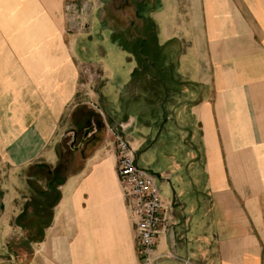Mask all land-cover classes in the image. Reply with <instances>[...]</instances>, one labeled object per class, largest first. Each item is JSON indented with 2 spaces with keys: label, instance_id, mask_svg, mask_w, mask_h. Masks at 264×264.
Masks as SVG:
<instances>
[{
  "label": "crops",
  "instance_id": "crops-1",
  "mask_svg": "<svg viewBox=\"0 0 264 264\" xmlns=\"http://www.w3.org/2000/svg\"><path fill=\"white\" fill-rule=\"evenodd\" d=\"M65 1L0 0V264H141L120 124L183 150L155 264H264V0H109L153 28L136 50L111 19L117 67L85 62Z\"/></svg>",
  "mask_w": 264,
  "mask_h": 264
},
{
  "label": "rangeland",
  "instance_id": "rangeland-1",
  "mask_svg": "<svg viewBox=\"0 0 264 264\" xmlns=\"http://www.w3.org/2000/svg\"><path fill=\"white\" fill-rule=\"evenodd\" d=\"M109 0H66L64 5V15L66 21V29L69 34L74 36L87 35L91 38H85L78 46L79 52L85 62L89 64H107L117 67L120 65L118 59L119 50H113L114 46L110 40L109 31L112 27L110 26L113 22L111 19H116L114 25L117 26L119 33L126 34L125 40L129 41L132 35L137 34L136 30H130V21L135 20L136 29H148L153 30L151 25L143 26L140 21H137L134 12L131 9L121 12L118 4L113 7L114 12L107 10V2ZM124 6V5H123ZM68 7L71 10H68ZM125 7H128L127 5ZM124 8H122L123 10ZM110 13V16H109ZM124 14H128V17ZM115 15V16H114ZM131 15L133 16L132 18ZM132 19V20H131ZM132 34V35H131ZM131 42V41H130ZM133 48L137 50L140 43L137 40L133 41ZM122 60V58H121ZM124 63L127 64L129 61L124 56ZM141 64L144 63L141 61ZM140 75V74H139ZM135 75L136 79L141 76ZM151 81H155L154 76L150 77ZM149 105V104H148ZM147 108L149 111L145 116L138 115L136 110L133 109L132 115L136 116V124L140 126L144 123L146 128L151 131L148 135L149 138L155 135L158 124L156 121V109ZM160 111V110H159ZM155 138L149 145H144L137 153L138 165L140 168L145 169L155 175L158 186L162 192V197L169 196V190L164 182L165 178H162V168L172 164L173 160H178L183 157V150L179 145H155Z\"/></svg>",
  "mask_w": 264,
  "mask_h": 264
},
{
  "label": "built area",
  "instance_id": "built-area-1",
  "mask_svg": "<svg viewBox=\"0 0 264 264\" xmlns=\"http://www.w3.org/2000/svg\"><path fill=\"white\" fill-rule=\"evenodd\" d=\"M70 11L71 8L68 7ZM128 124L113 131L116 144V171L131 219L137 231V248L141 264H155L158 239L172 224V205L165 202L155 175L138 165L137 153L125 136Z\"/></svg>",
  "mask_w": 264,
  "mask_h": 264
},
{
  "label": "flooded vegetation",
  "instance_id": "flooded-vegetation-1",
  "mask_svg": "<svg viewBox=\"0 0 264 264\" xmlns=\"http://www.w3.org/2000/svg\"><path fill=\"white\" fill-rule=\"evenodd\" d=\"M137 18H138V16H137ZM130 22L133 23V25H131V27H130V30H132V29H133V30H137V29H136V23H135L136 21H130ZM123 40H124V39H123ZM134 40H135V38H132V37H131V39H129V41L124 40V42L127 43L129 46H132L131 44L133 43ZM130 41H131L132 43H131Z\"/></svg>",
  "mask_w": 264,
  "mask_h": 264
}]
</instances>
